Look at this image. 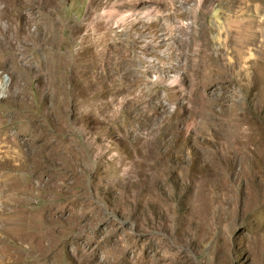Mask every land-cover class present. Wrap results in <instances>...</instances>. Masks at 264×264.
Listing matches in <instances>:
<instances>
[{"label":"rangeland","instance_id":"1","mask_svg":"<svg viewBox=\"0 0 264 264\" xmlns=\"http://www.w3.org/2000/svg\"><path fill=\"white\" fill-rule=\"evenodd\" d=\"M156 1L0 0V264H264V0Z\"/></svg>","mask_w":264,"mask_h":264},{"label":"bare ground","instance_id":"2","mask_svg":"<svg viewBox=\"0 0 264 264\" xmlns=\"http://www.w3.org/2000/svg\"><path fill=\"white\" fill-rule=\"evenodd\" d=\"M134 4L136 2H141L142 7L141 8H133V14L135 16L133 17L134 20L137 21H147L149 19H153L154 15H158L160 12V7H158V2L156 0H131ZM128 11L125 13V15H119L115 20L114 23L117 24V22L123 23L128 18ZM103 14L105 15V18L111 17L113 14L111 10H103ZM132 19V20H133Z\"/></svg>","mask_w":264,"mask_h":264}]
</instances>
